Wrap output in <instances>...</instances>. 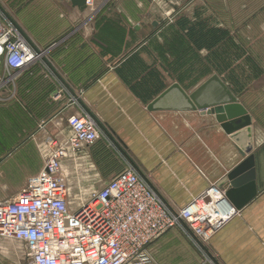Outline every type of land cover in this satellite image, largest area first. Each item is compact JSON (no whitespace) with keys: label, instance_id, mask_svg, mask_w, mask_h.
Wrapping results in <instances>:
<instances>
[{"label":"crops","instance_id":"1","mask_svg":"<svg viewBox=\"0 0 264 264\" xmlns=\"http://www.w3.org/2000/svg\"><path fill=\"white\" fill-rule=\"evenodd\" d=\"M22 1L29 12L21 23L40 57L5 83L0 201L12 200L40 173L49 138L63 143L69 137L67 115L86 110L100 133L81 147L87 148L83 159L107 176L100 148H128L165 198L186 205L245 154L212 115L195 135L191 121L201 112L146 106L180 80L179 58L229 55L230 89L253 120L257 194L202 250L171 228L148 254L153 264H264V163L255 153L264 148V0H107L93 17L70 0ZM189 148H218V159L199 152L200 174L187 160ZM12 243L0 239V264H12Z\"/></svg>","mask_w":264,"mask_h":264},{"label":"built area","instance_id":"2","mask_svg":"<svg viewBox=\"0 0 264 264\" xmlns=\"http://www.w3.org/2000/svg\"><path fill=\"white\" fill-rule=\"evenodd\" d=\"M107 0H85L90 14ZM40 52L0 6V87L37 61ZM65 142L49 138L43 168L8 201H0V239L22 247L25 264H153L148 247L171 228H179L200 250L236 214L225 190L210 183L184 206L167 202L134 163L72 200L66 160L76 168L100 127L86 110L66 117ZM43 149V150H44Z\"/></svg>","mask_w":264,"mask_h":264},{"label":"rangeland","instance_id":"3","mask_svg":"<svg viewBox=\"0 0 264 264\" xmlns=\"http://www.w3.org/2000/svg\"><path fill=\"white\" fill-rule=\"evenodd\" d=\"M0 6L4 10V12L7 15H9L13 19V21L25 32L21 20L24 17V14L29 12V3L24 5L22 0H0ZM96 14L97 12L90 14L89 16L93 17ZM168 15L169 12L167 9L165 14L166 19L169 18ZM227 44H229V42ZM227 53L230 54V52ZM231 59L232 58L229 55L220 56V57L206 56L202 58L191 57L189 59L179 58V60L176 61L175 73H176V77L179 78L180 80H176L174 82L179 83L180 81L181 82L184 81L186 85L185 87H187L188 89V90L186 89V91L189 92L197 88L202 82H204L212 74H217L230 89L231 73H232ZM4 71L5 70L2 68L0 71V78L4 76L2 74V72L4 73ZM5 85L6 84H4L2 88L0 87V106H4V107H5V98L7 96L5 92V88H6ZM244 109L246 112L245 115L247 117H250V123H253V120L251 119V115L247 112L246 107H244ZM236 111L237 110H233V115L237 113ZM194 112H201V111L197 110ZM198 114H201L202 116L200 117L198 116L195 119H192L191 121L193 124L192 126H194L192 127V130L195 132V135L197 134L198 130L202 131L203 133V129L208 128V125L206 126V124H211L210 119L209 122L207 121L208 123H206L205 119H203L206 113L201 112ZM209 117H211V119L215 123H217L215 115ZM217 145H218V141H217ZM1 146L2 145L0 144V147ZM189 151L190 153H188V156L192 155V157H187V160L190 162V164H192V166H196V170L200 174L203 172V170L200 167L201 158L197 159L200 157L199 152L201 153V155H204L206 151L208 157L210 156L209 158L212 159L213 161L215 160L217 161L218 159V154L216 155V153H218V148H189ZM100 153L102 157L101 165L102 167H104V170L109 171V173H107V176H104L100 172L99 169L100 166L98 164L94 162L93 165L91 161L87 159L78 160L77 161L78 166L76 168H73V164H70V161L66 160L64 162L63 173L65 175L67 182L66 184L72 200L78 201L79 199H83L90 189L93 190L95 188L101 187L108 179H110L117 172L122 170L130 162L137 165L140 169H142V171L144 170V168H142V165L134 158L132 152L128 150V148H100ZM255 153L258 156V160L264 163V148H256ZM144 171L145 174L149 178H151L148 172L146 170ZM214 172L216 173L218 172V169L216 167L214 168ZM161 194L164 197V199H166L167 202H171L167 198H165V194L163 192H161ZM13 249H14V257L12 258L13 260L11 259V261H13L12 264H25V262L22 261V257H23L22 247L18 245L16 242H14ZM3 262H6V260H4Z\"/></svg>","mask_w":264,"mask_h":264},{"label":"water","instance_id":"4","mask_svg":"<svg viewBox=\"0 0 264 264\" xmlns=\"http://www.w3.org/2000/svg\"><path fill=\"white\" fill-rule=\"evenodd\" d=\"M80 10L86 8L85 0H70ZM237 110L225 115L223 109ZM146 109L156 111H201L215 115L222 130L242 150L245 157L216 184L218 188L228 185L225 190L226 200L240 210L257 194L256 171L254 158L253 128L250 117L245 115L244 107L237 97L217 74H212L197 88L186 91L178 82H173ZM217 109V110H216ZM230 126H226V123Z\"/></svg>","mask_w":264,"mask_h":264},{"label":"bare ground","instance_id":"5","mask_svg":"<svg viewBox=\"0 0 264 264\" xmlns=\"http://www.w3.org/2000/svg\"><path fill=\"white\" fill-rule=\"evenodd\" d=\"M216 110H217V109H216ZM223 110H224L223 112H224L225 115H228V114H230V113L233 111L232 109H229V108H228V109L225 108V109H223ZM202 113H206V112H202ZM206 114H207V113H206ZM218 123H219V122H217V124H218ZM228 123H229V124L226 123V126H230V125H231L230 122H228ZM219 124H220V123H219ZM218 126L222 129V125H218ZM85 152H86V151H85Z\"/></svg>","mask_w":264,"mask_h":264}]
</instances>
